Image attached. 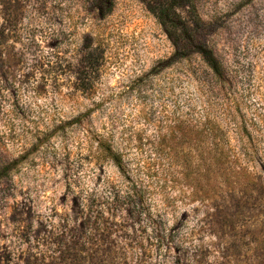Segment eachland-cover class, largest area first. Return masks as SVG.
Masks as SVG:
<instances>
[{
	"label": "rangeland",
	"instance_id": "1",
	"mask_svg": "<svg viewBox=\"0 0 264 264\" xmlns=\"http://www.w3.org/2000/svg\"><path fill=\"white\" fill-rule=\"evenodd\" d=\"M201 1L225 84L200 57L153 73L174 48L150 0L104 20L89 0H0V264H264V0ZM202 116L243 169L214 206L193 200L186 161Z\"/></svg>",
	"mask_w": 264,
	"mask_h": 264
},
{
	"label": "trees",
	"instance_id": "2",
	"mask_svg": "<svg viewBox=\"0 0 264 264\" xmlns=\"http://www.w3.org/2000/svg\"><path fill=\"white\" fill-rule=\"evenodd\" d=\"M91 2V11L94 12L100 20L106 19L111 15L116 7V0H89ZM148 4L149 10L157 18L162 26L165 34L171 42L174 53L168 59L159 63L153 70V73L170 70L175 66H183L191 63L196 57H200L205 65L211 70L213 76L220 84L228 82L225 67L211 46V38L216 33L217 27L215 23L207 22L203 15V5L201 0H150ZM191 77L192 73L187 72ZM94 110L89 109L75 118L74 123H80L85 118L91 116ZM173 122V121H172ZM189 130L190 157L186 159L193 169L192 190L194 193V201L202 203L212 202L217 204L220 199H233L237 192V181L239 176L243 174L241 166H237L239 171L234 176L232 170L235 168L234 161H230V149H227L225 142H228L229 130L222 125L221 120L211 119L210 117H198ZM177 128L183 134L184 138L187 132L183 126L174 125L171 133ZM177 131V130H176ZM241 135L240 133H237ZM176 138V136H174ZM97 149L99 153L107 160H110L122 174H126L127 163L125 154L123 153V144L116 143L110 137H100L97 141ZM181 143L180 145H183ZM184 146V145H183ZM236 156V155H234ZM236 158V157H234ZM264 167V166H262ZM9 168L0 172V182L9 176ZM260 188L262 180L258 179ZM224 186L227 191L214 190L216 186ZM205 186L210 189L204 188ZM220 195V196H219ZM179 225L176 223L175 228ZM173 229L175 231L176 229ZM173 231L169 235L162 237V228H157V238L162 245L167 248L174 243ZM174 247V246H173ZM180 248V245L174 247Z\"/></svg>",
	"mask_w": 264,
	"mask_h": 264
}]
</instances>
